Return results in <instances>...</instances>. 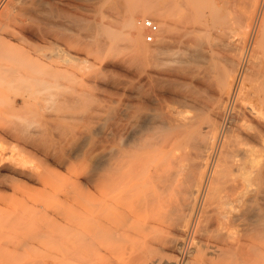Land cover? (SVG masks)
<instances>
[{"label":"bare ground","instance_id":"bare-ground-1","mask_svg":"<svg viewBox=\"0 0 264 264\" xmlns=\"http://www.w3.org/2000/svg\"><path fill=\"white\" fill-rule=\"evenodd\" d=\"M151 1L131 2L111 29L107 22L124 11L123 0H0V134L17 142L14 149L22 140L46 159L51 151L60 152L55 156L59 164L74 156L92 163L89 171L73 175L70 196L80 205L84 202L80 211L86 223L68 226L67 243L55 264H115L111 244L116 202L128 200L136 185L130 184L131 177L141 169L151 214L155 206L163 208L165 194L178 198L171 225L179 237H172L170 246L179 255L173 262L154 259L149 264H256V259L264 264V0H241L247 5L243 16L240 11L245 16L243 32L238 31L242 38H234L236 31L227 41H208L201 37L204 31L186 26L178 33L177 21L186 13L177 21L172 16L181 10L182 0ZM140 10L159 19L161 33L157 36L158 28L151 49L140 42V20L134 23ZM171 30L186 38L174 61L180 88L174 112L158 101L162 94H155L168 65L161 55L171 50ZM124 53L127 58L120 57ZM124 65L131 69L128 79L116 80L113 68ZM100 95L112 105L104 106ZM42 101L58 104L60 121L82 124L74 127L79 134L72 126L73 132L65 134V128L64 136L54 132L61 140L55 135L59 141L51 151L46 141L48 149H40L43 143L37 140L47 135V119L31 124L23 117L28 106ZM105 124L110 134H104ZM77 137H85L86 152L74 151ZM256 142L262 143L259 155ZM2 153L0 148V189L20 182L3 173L44 184L40 173L17 167L14 160L6 164ZM90 199L93 207L86 204ZM69 211L76 210L70 205Z\"/></svg>","mask_w":264,"mask_h":264},{"label":"rangeland","instance_id":"rangeland-1","mask_svg":"<svg viewBox=\"0 0 264 264\" xmlns=\"http://www.w3.org/2000/svg\"><path fill=\"white\" fill-rule=\"evenodd\" d=\"M123 1L126 2V3H124L125 4L124 8H123L124 11L121 9L120 13L114 14L113 19H111L107 22V24L109 25V27L111 29H115V27H117V23L120 22V18L122 16H124L126 13L125 11L131 7V2H133V1L143 2L144 0H127V1L123 0ZM211 1L212 0H182L181 1L182 3L180 4V7L178 8L181 10H179V12L175 11L178 15L176 13H174L175 15L172 16L173 20L177 21V18L181 14L186 13L185 15L183 14L184 16L180 17L181 20L183 19L182 21L179 20L180 18L178 19L179 21H177L178 26H177L176 30L178 31V33L181 31L183 26H186L188 28L199 29L201 31V33H203L202 31H204L203 34L205 36L203 34H201V37L206 38V39L210 38L211 41H212V38H215V39H213V41L223 40V39H224L223 41H227V40L234 39V38H236L238 40V39L242 38V35L240 33H242L243 29H244L243 24H241V23L245 17L244 16L242 18V16L245 14V11H244V10H246L245 7L247 6L246 3H244L245 1L242 0V1H244L242 3L241 0H216L215 5L213 4V6H212L213 2H211ZM151 2H155V1L152 0ZM243 4H244V7H243ZM125 8H126V10H125ZM141 11L142 10L138 11L139 15H138V13H137V16L134 15L136 17V18H134V23L136 24L137 21L145 19V18L152 19L157 24V26L159 28V32L157 34V36H159L161 31H160V27H159L160 25H159L158 17H156L155 15H150V16L143 15L140 13ZM240 11H242V16H241ZM239 18L242 20H240ZM198 22H199V24H202V25H199ZM237 23H239L240 25ZM204 26H205V28L203 29ZM239 26H241L242 28L240 29ZM136 28H137L138 32L140 33V42L145 46L144 49L145 48L151 49L153 44L155 43L156 37L154 38V42L146 43L143 39L144 30L139 29L137 26H136ZM176 30H171L172 32L168 36L169 47L171 50L167 51L164 55L163 54L161 55L163 57L162 60H164V62L168 64L167 65L168 68L166 67V70L162 71L163 74H161L162 76H160V79H161V82L163 84H161V82H159V90L155 93V94L158 93V97L160 94H162V95H160L158 101H160V100H162L163 102L165 101L164 104H162V101H160L163 106L167 105V103H168L167 106H169L173 112L175 111V108H176V106H174V105H177V101L179 99V94H180V88H178L179 87L178 79L176 78V70H175L176 64L174 61L176 60V53H177L178 48L180 46L181 40L183 41L186 39V38L181 39L180 35L179 34L177 35ZM240 30L242 32L239 33L238 31H240ZM236 31L239 34H237ZM232 32L233 33L235 32L237 35H235V37H234L233 36L234 34ZM230 36H232V38H230ZM172 40H173V43H172ZM210 40H208V41H210ZM170 43H171V45H170ZM189 43L190 42L187 41L184 44H189ZM50 50L53 52L52 49H50ZM51 51H44V52L45 53L47 52V54H50ZM126 53L122 54L120 57L127 58L126 55L128 53L127 54ZM51 54L53 57H56V56H54V55H56L55 52H53ZM142 54L145 55L146 54L145 51H143ZM263 61L264 60H261V63ZM263 64H264V62H263ZM169 66H171L173 68H171ZM164 68H165V66H164ZM125 69H127V66L125 67V65H124V67L123 66H116L115 68H113V70H112L113 73H111V74L113 77L115 75H117L114 77V78H118L116 80H119V81H124L125 79L127 80L128 79L127 76L129 74H126V73H129V71L131 69L130 68L127 70H125ZM114 70H117V72ZM168 70L170 71L169 73L166 72ZM124 71H126V72L123 73ZM80 73H81L80 70H78V69L75 70L76 76H80ZM121 73L123 74L122 76L120 75ZM187 79H188V80H186L187 85L184 88L185 92L189 89V84H190L189 77ZM255 83H257L256 80H255L254 84ZM254 84L252 85L253 86L252 90H254L253 88H257L256 84L255 85ZM254 91H256V90H254ZM252 95H254V96H252ZM252 95H251V99L254 98L252 102L255 101L254 102V104H255L256 103V95L253 93H252ZM100 97H101V95H100ZM161 97L164 100L161 99ZM108 99H109L108 97L105 100H104V98H102L101 101H102V104H104V106H110V104L112 105V103L110 101L111 99H109V100ZM42 102L44 104L39 103L38 105H34L31 107L28 106V108H26V113L23 114V117L26 119L27 122H29L31 124H34V122H38L42 119H47V120H43V122L47 121L46 127L48 124V127H47V130H48L47 135L48 136L46 134H44L45 136H47V138H46L44 135H41V136H43V138L40 136L41 138L37 137L38 138L37 140L39 141V139H40L41 143H43L41 145V143L39 141V144L41 145L40 149H42L43 146H45V147H43L44 149H42V150L48 149V148H46V144L44 142V141H46V143H48L47 147L50 146L49 148L51 151V150H53L52 145L57 140L59 141V139H60L59 138L60 135H56V134H61V136H62V133L64 131L67 132V130H68V132L65 133V134H68L71 130H74V129L76 130L75 133L79 134V133H77L79 131L77 129L82 124L77 125L76 122L74 124L75 120H72L69 118H67V119L70 121L65 122L64 120H67V119L60 121V119H61L60 117L63 115V112L59 109L58 104H56L53 101H49L46 103L44 101H42ZM108 103H110V104H108ZM170 105H172V106H170ZM20 106H21V104H20ZM33 107H35V108L33 109ZM57 107H58V109L56 110ZM37 108H39L41 113L38 111ZM84 108H85L84 110H83V108L81 110L85 111L86 107H84ZM42 113H43L44 117L42 116ZM49 114H51V116ZM54 116H55V118H54L55 120L53 119ZM56 116H57V118H59L58 121L56 119ZM48 119H52V121L48 120ZM53 120H54V123H53ZM62 123L63 124L65 123V125H62ZM66 124H67V126H66ZM71 126L73 128L75 126H76V128L77 127L78 128L72 129ZM107 126H108V124H107ZM107 126H106V124L103 125V129L105 130L104 134H110L109 133V130H110L109 126H108V131L106 132ZM65 128L67 130H65ZM49 130H51L52 134L49 133ZM56 131L57 132L62 131V133H59V132L57 133ZM71 132H73V131H71ZM55 135L59 139L57 137H55ZM63 136H64V133H63ZM48 137L51 138L49 142H47V140H49ZM83 138H85V137H80V138L77 137V140L72 141L74 143V146H73L74 151L77 154H80L82 152H86L87 147L84 146L85 140L83 141ZM63 139H64V137H63ZM52 140L53 141L55 140V141L53 142ZM51 142H53V143H51ZM80 142H83L82 145H80L81 144ZM1 143H2V146H1ZM16 143L17 142L14 141L10 136H7L5 134H0V148L3 151V153H5L4 155L2 153L3 159L5 160L6 158H4V157L5 156L7 157V159L5 161L4 160L3 161L6 162V164H12L11 160H14L13 165H17V167L22 166V168H26L25 170H27V169L32 170V171L34 170V172L36 171L37 173H40L42 175V177H44V184H41L40 181L36 180V179L29 180V179L24 178V177H17V176L9 175V173H3V174H8L9 177H13L16 180L19 179L21 183L16 182L13 185L8 184L5 186H2L0 189V264H51V263L53 264L52 261H54V264H55L54 258L58 257L62 253V251L64 249L63 247L67 243V240H68L67 236L69 235L68 226L71 225L73 227L80 228L82 225H85V223H86L85 218L83 219L84 213L82 211H80L82 209L81 207L84 206V202L82 205H80L81 201H79V202L71 201L70 196L72 195V191L74 190L73 181H75V177L73 175L77 174L78 172L84 171V170L89 171L92 167V163L89 162L88 159L86 160L82 157L81 158L80 157L75 158V156H74V158L71 157L70 159L68 158V160H67V158H65V160L63 161V163L66 162L65 164H63V163L59 164V163H56V159L61 156L60 152L55 153L54 151H51L52 156H50V158L48 157L46 159L43 156H41L40 152L36 151L32 147H29V145H25L22 140L19 141V143H18L19 146H17V148L14 149L13 146L16 147ZM77 145H79L80 147ZM23 149L27 152L24 153ZM82 149H83V151H82ZM261 150H262V143L256 142V153H257V155L262 153ZM28 152L29 153L34 152V157L37 154L36 155L37 158L36 157L34 158L33 154L31 155ZM25 155L26 156L28 155V156L25 157ZM38 156L39 157L41 156V157L38 158ZM38 159L40 160V162ZM7 160H10L9 163ZM142 171H143V173H142ZM46 173H47V175H46ZM137 174H135V175L138 177H136L134 175L133 177H131V181H130L131 185L136 184L131 191V193H134V194L130 193L131 195L129 194L126 197V198H128V200L124 199L123 201L119 200L116 202V209L115 210H119V211L114 213V217H113L114 220L112 223V228H113V232H114V235H113L114 238H113V241L111 244L112 260L115 264H119V263L120 264H149V261H152L154 259H159L161 261L167 260L169 262H173V260H175L176 257L179 255V254H177L178 251L177 250L175 251L170 246L171 245V243H170L171 238L174 236L179 237V235H177L178 233L174 232L175 227L171 225V223L173 222V219L175 218L174 213H175V208L177 206L178 198L177 197L175 198L174 195L173 196L171 195L168 198V197H166V196H168V194H165L164 199L162 201L163 202V205H162L163 208H161L162 210L158 209L155 206L154 209L152 210L153 213L151 214V211H149L147 206H146V199H145L146 186H145V183H143V182H145V175H143V174H145L144 169H141L140 172ZM140 178H141V181H140ZM142 178H144V179L142 180ZM22 183H25L27 185V187L22 186ZM90 189H91V192H93V193L90 192ZM138 190L141 192L140 194H139ZM89 192H90V195H93L94 189L92 187L89 188ZM135 195L138 196V199ZM68 196H69V198H68ZM66 199H68V201ZM90 200L88 201L89 203H86V204H88L89 207H93L94 200L93 199H90ZM68 202H70V203H68ZM71 202L74 203V205ZM70 205H72L74 207V209L76 210L75 212L69 211ZM78 206L79 207L81 206V207L79 208ZM163 210H165V211H163ZM68 211H69V213H68ZM158 212H160V216H161L162 221H160L161 219H158L159 218ZM136 217H138L139 219ZM134 220H136V221H134ZM147 221L149 223H147ZM129 224H131V225H129ZM91 225H92V223H89V226H91ZM117 234H118L119 238H121V237L122 238L118 239ZM119 234H121L122 236ZM168 243H169V246H168ZM148 249H151V250H148ZM116 252H118L119 254H117ZM147 253H148V255H147ZM149 253H151L150 255H152V256H150ZM131 255H132V257H130ZM137 256H138V258H137ZM256 264H260L257 259H256Z\"/></svg>","mask_w":264,"mask_h":264},{"label":"built area","instance_id":"built-area-1","mask_svg":"<svg viewBox=\"0 0 264 264\" xmlns=\"http://www.w3.org/2000/svg\"><path fill=\"white\" fill-rule=\"evenodd\" d=\"M140 26L144 30V41L152 43L154 41V34L158 32L157 24L150 18L140 20Z\"/></svg>","mask_w":264,"mask_h":264}]
</instances>
